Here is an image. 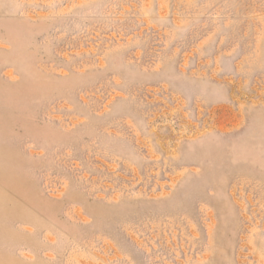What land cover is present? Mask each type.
<instances>
[{
    "label": "rangeland",
    "instance_id": "374dc122",
    "mask_svg": "<svg viewBox=\"0 0 264 264\" xmlns=\"http://www.w3.org/2000/svg\"><path fill=\"white\" fill-rule=\"evenodd\" d=\"M0 264H264V0H0Z\"/></svg>",
    "mask_w": 264,
    "mask_h": 264
}]
</instances>
